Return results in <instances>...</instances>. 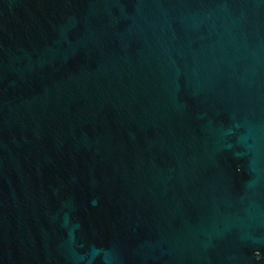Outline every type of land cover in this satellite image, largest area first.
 <instances>
[{
    "label": "water",
    "instance_id": "1",
    "mask_svg": "<svg viewBox=\"0 0 264 264\" xmlns=\"http://www.w3.org/2000/svg\"><path fill=\"white\" fill-rule=\"evenodd\" d=\"M0 264H264V0H0Z\"/></svg>",
    "mask_w": 264,
    "mask_h": 264
}]
</instances>
